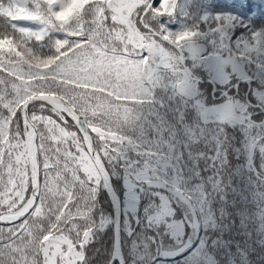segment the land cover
<instances>
[{
    "label": "snow or ice",
    "instance_id": "1",
    "mask_svg": "<svg viewBox=\"0 0 264 264\" xmlns=\"http://www.w3.org/2000/svg\"><path fill=\"white\" fill-rule=\"evenodd\" d=\"M109 162L146 170L131 258ZM102 260L264 264V0H0V264Z\"/></svg>",
    "mask_w": 264,
    "mask_h": 264
},
{
    "label": "trees",
    "instance_id": "2",
    "mask_svg": "<svg viewBox=\"0 0 264 264\" xmlns=\"http://www.w3.org/2000/svg\"><path fill=\"white\" fill-rule=\"evenodd\" d=\"M136 139L145 146L148 152L156 151L160 152V149L157 147L155 142H149L143 137L142 132H138L136 134ZM142 152L144 149L142 148ZM248 156V153H247ZM123 160H126V158H122ZM135 159V158H133ZM144 159H150L152 162H155V157H149L142 155L141 160ZM248 163V161H247ZM131 162H126L123 165L116 164L109 162L106 167L108 168L109 175L111 177V183L112 186L117 193L119 199H120V206H121V213H120V240H121V249L124 252V255L126 258H131L134 255H138L137 249L143 246L145 249L147 248V244L145 243V217L147 216V213H143L139 215V219H137V207L136 211L134 213V218L129 216V222H128V228L125 229L124 227V213L122 211V199H123V191H124V180L127 179L132 182L130 179L134 173L135 170L138 168H132L130 167ZM256 164L257 167H260L262 165V162L257 156L256 158ZM136 180L132 182L134 185ZM138 203V201H137ZM103 206V207H102ZM96 208L100 210L98 215V220L103 221L104 227L100 230L99 233L96 234V248L95 251L98 256L104 257V256H110L111 254V248H112V207L108 201L107 196L101 190L100 193V200L96 204ZM112 234V236H111ZM139 241V244L137 243ZM142 258V257H139ZM101 264H106L105 261H101Z\"/></svg>",
    "mask_w": 264,
    "mask_h": 264
},
{
    "label": "water",
    "instance_id": "3",
    "mask_svg": "<svg viewBox=\"0 0 264 264\" xmlns=\"http://www.w3.org/2000/svg\"><path fill=\"white\" fill-rule=\"evenodd\" d=\"M248 164L252 163L251 160V153L248 152ZM103 192L108 198V201L112 207V231H113V238H112V248H111V255L112 258H117L116 253L113 252V249L117 251L121 250V240H120V200L115 192L111 180H109L106 184V188H102Z\"/></svg>",
    "mask_w": 264,
    "mask_h": 264
},
{
    "label": "rangeland",
    "instance_id": "4",
    "mask_svg": "<svg viewBox=\"0 0 264 264\" xmlns=\"http://www.w3.org/2000/svg\"><path fill=\"white\" fill-rule=\"evenodd\" d=\"M257 98L259 99V96ZM152 164L154 166L155 162H152ZM141 171H146V170H144L141 167V168H138L137 170L134 171L132 177L130 178L132 180V182H134V180L139 179V174ZM153 174H155V173H153ZM132 182L125 179L124 184H123L124 185V191H123V199H122V211H123L124 216L126 218V219H124L125 229L128 228L129 216L131 215V217L134 218V213H135L136 207H137V199L132 194V188L134 186L132 184ZM125 189H127V191H125ZM120 210H121V208H120ZM111 236H112V234H111Z\"/></svg>",
    "mask_w": 264,
    "mask_h": 264
}]
</instances>
